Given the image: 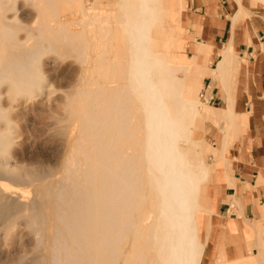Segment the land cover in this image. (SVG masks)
Here are the masks:
<instances>
[{
	"label": "bare ground",
	"instance_id": "1",
	"mask_svg": "<svg viewBox=\"0 0 264 264\" xmlns=\"http://www.w3.org/2000/svg\"><path fill=\"white\" fill-rule=\"evenodd\" d=\"M83 4L0 0V197L16 201L14 218L26 220L37 249L47 248L43 264H200L211 227L209 220L201 235L200 214L211 213L200 203L210 167L191 137L194 118L203 113L186 88L190 65L151 47L168 8L164 0H117L104 8ZM29 8L34 15L27 23L22 18ZM66 10L80 17L62 20ZM50 54L55 62L78 63L70 88L59 91L61 101L52 98L54 78L50 83L42 69ZM230 55L229 46L218 65L220 77ZM24 100L37 106L62 102L67 154L57 178L45 179L46 171L25 170L15 160L13 114L26 111ZM228 108L231 116L230 98ZM20 184L36 192L26 196L29 190ZM15 219H5V231L13 230Z\"/></svg>",
	"mask_w": 264,
	"mask_h": 264
},
{
	"label": "crops",
	"instance_id": "2",
	"mask_svg": "<svg viewBox=\"0 0 264 264\" xmlns=\"http://www.w3.org/2000/svg\"><path fill=\"white\" fill-rule=\"evenodd\" d=\"M187 4L189 11L185 0H164L168 10L161 12V25L169 15L174 20L167 25L176 38L185 39V44L175 41L170 48L177 59L190 63V89L198 95L206 77L208 102L222 105L203 108L199 99L204 117L219 129L216 144H205L203 154L211 150L222 159L208 165L210 181L201 188L200 203L211 211V228L200 264H258L264 255V5L258 0ZM189 23L199 41L186 35ZM229 46L231 61L220 77L218 65ZM179 47L183 52L177 53ZM212 60L214 67L209 66ZM250 251L254 253L249 255Z\"/></svg>",
	"mask_w": 264,
	"mask_h": 264
},
{
	"label": "rangeland",
	"instance_id": "3",
	"mask_svg": "<svg viewBox=\"0 0 264 264\" xmlns=\"http://www.w3.org/2000/svg\"><path fill=\"white\" fill-rule=\"evenodd\" d=\"M116 1L117 0H83V3H84L83 5L87 6L86 4H91V3L95 2L96 5L99 8H104V6L108 5V4H111L110 6H114ZM185 3H186V8L188 10L187 0H185ZM59 8H61V7H59ZM32 9L33 8H29L28 10L25 9V14L23 15L22 19L26 20L27 23L31 22L30 18H32L33 15H34V13H33L34 9L33 10ZM106 10L109 11L110 9L107 8ZM163 12L167 13L166 10L163 11ZM27 14H29V15H27ZM79 17H80V14L77 11H75V10H66L65 12H62L61 16H60V18L62 20H71V19H75V18H79ZM160 17L163 18V14L162 13H161ZM24 18H26V19H24ZM169 20L173 21L174 18L171 19V17L169 15H166V16H164V19H163V24L165 26L161 25V20H160L159 23L156 24L157 28L154 29V31H153V41H152V44H151L152 50H154L156 52H159V53L163 52L164 54H166V56H168V58L170 60H172L176 64L190 65V63L188 61H185V60L182 61L181 59H177L175 57V55H174L175 51H173L172 48H170L171 43L173 44L175 41H177V42L180 41L181 44L182 43L185 44L186 42H185L184 38H180V39L176 38V36L173 34L174 33L173 30H171V28H169V25H167V23H170ZM73 27H75V24L73 25ZM190 27H191V24L189 23L186 26V30H185L186 35L189 36L190 40H192L193 42L199 41V40H197L195 38V35H193V33H192L193 31H191ZM163 32L165 33L164 34L165 38H164V40L161 43H159L158 41H161L162 38H163ZM170 34H172L173 36H170ZM178 50H180V51H178L177 53L183 52V48L182 47L180 49H178ZM60 61L61 60H59L58 62H55L53 60L52 54L46 55L42 59V64H43L42 65V69L45 72V75L47 76L48 81H50V83H52L53 78H54V81H53V83L51 85L52 87H50V88H52L51 89V91H52L51 96H53L52 98H55V101L58 100V98H59L60 101L63 99L62 98L63 93H60V92H63V90L67 91L68 86L69 85L71 86V84L73 83V81L75 79V76H76L75 74H76V70H77V67H78V63L77 62H72V63H74V65H71V62L67 61L66 59L63 62H60ZM215 63H216V61L212 60L210 62V64H209V66L210 67H214ZM53 64H55V65H53ZM56 65H57V67H56ZM53 66H55L56 68L53 67ZM58 68H59V70H58ZM49 69L51 70V72L53 71L52 74H51V72L49 73V71H50ZM188 72H189V70H188ZM179 74H181V73H179ZM60 75L62 76L61 79H60ZM180 76H182V74ZM55 77H57L56 80H55ZM209 80L210 79H207L206 77L204 78V81H203L204 86L201 89H199L198 95L195 94L194 92H191V93L195 94L194 96H197L198 99H200V101L202 102V107L203 108H205V106L222 107L221 104L217 103L218 101H216V103H214V104L211 103V102L210 103L208 102V96L205 95V94H206V91L208 89L207 85L209 84ZM227 82L229 84V79H227ZM70 86H69V88H70ZM186 88L190 90V77H188V76H187ZM61 89H63V90H61ZM54 91H56V92H54ZM55 93H56V95H53ZM6 101H8V100H6V98H5L4 103H6ZM60 101L59 102L57 101L59 106H58L57 102L56 103L55 102H51V103L49 102L50 104L49 103H44L43 105H38L37 106L32 101L26 102V100H24L23 101L24 103L22 102L23 103L22 105L25 104L24 106L27 108V109H25L26 111L21 110V112L13 114V116H14L13 120L15 119L14 122L16 121L15 122V124H16V129H15L16 133L15 134L17 136V140H18V144H19V145H17L18 147L15 148V152H14V154H15L14 157H16L15 160L19 164H20V162H23V163L27 164V165H25V164L21 163L22 165H20L23 168H25V170H34V169L38 168L37 169L38 171H44V172L46 171L45 174H44V172H38L41 177L44 174L45 179H47L48 176H49V178H55V177L57 178V177L60 176L61 169H59V168L61 167L62 160H63L64 156L67 154V149L65 147H63L64 145L62 144L63 143L62 142V137H63L62 134L63 133L61 134V132H62L61 129H62L63 125H64L63 127H65V125L68 123V121L64 120L62 122V120L64 119L63 115H64L65 112L63 110L64 108L62 107V102L60 103ZM54 106L57 109L52 110V109H54ZM50 107H52V108H50ZM200 108H201V106H200ZM39 110H41V111H39ZM56 110L59 113V115L57 114ZM53 111H55V112H53ZM16 112H17V110H16ZM61 115H62V118H61ZM52 116L53 117L55 116L54 119H51V118H53ZM56 117L61 119V120H59L61 122H59L57 120L58 118H56ZM204 118H205L204 115H203L202 118H199V119H198V116H196L194 118V119H197L196 120V127H194V130H193L192 136H191L193 139L198 140L200 142L201 148L203 150L202 154L204 152V147L206 146L205 144H207L209 146H213L214 144H216V135L219 133L218 127L216 125H214V123H212L210 121H207V118H205V119ZM64 122H67V123L64 124ZM203 123H204V125H203ZM59 127H61V128H59ZM201 129H203V130L201 131ZM57 131H58V133H57ZM70 133H72V132H69V134ZM59 134H61V135H59ZM72 136H73V134H71V137ZM201 137H202L203 141L199 140V139H201ZM203 157L205 159V162L209 166L216 165L217 163H219L222 160L217 155V153H214L211 150H206V149H205V153L203 154ZM43 163L45 165H42ZM38 165H41L42 167L41 166H39V167L43 168V170H41V168H39ZM45 166H47L48 168L45 167ZM55 167L58 168V171L56 170L57 168L54 169ZM31 168H33V169H31ZM37 170H34V171L37 172ZM47 170L49 171V173H47L48 172ZM40 173H43V174H40ZM209 181H210V179L209 180L208 179L205 180L202 185L206 184ZM7 183L10 184L11 182L7 181ZM11 185H15L16 186L17 184L11 183ZM20 185H23L25 187V189L27 187V190H29V192L30 191L32 192V193L31 192L30 193L29 192L25 193L26 196H29L31 194L33 196L34 193L36 192V191H34V189L30 190L31 187H29V186H31V185H29V184H25V185L24 184H20ZM20 185H18V186H20ZM23 186H21V187H23ZM2 201L4 202L3 205H5V208L8 207V210L7 209L3 210V208H2L3 206L0 208V210H1L0 211V231H1L0 232V264H40V263L43 264V263H45L47 261V259H46L47 248L40 247L43 250L37 249L35 247L33 231H31L32 229L29 228V226L27 227V223H25L26 220L24 218L20 219L21 217L19 219H18V217L17 218L15 217L16 219L14 218V216L17 213H19L18 211L20 210L18 207H16L18 205L16 203V201H14L15 202L14 203L12 199H9V198L5 197V200H4V198L2 200V197H0V202H2ZM15 204H16V206H15ZM1 205H2V203H0V206ZM11 205H13V206H11ZM10 208L12 209V211H14L15 209L16 210L14 212H12V211H10L11 210ZM5 211H6L7 214L9 213L8 215L5 214L6 217L4 215ZM1 214H2V216H1ZM12 215H13V218L15 219V226H14L12 231L10 230L8 232L7 230L6 231L4 230L5 229L4 226L6 224L5 223V219L7 218V220H6L7 222L9 220H14L12 218ZM7 216H9V217H7ZM210 218H211V215L208 212H204V213L200 214L201 235L206 233V230L208 229V222H209ZM1 220L4 223H2ZM16 221L18 222L17 224H16ZM2 231L4 232V234H3ZM3 238H5V239L7 238V239L5 240ZM28 243H29V245H27ZM31 250H34V251H31ZM253 253H254L253 251H250L249 255H252ZM31 258H34L33 260H35V261H33ZM36 258H38V259H36ZM43 259H44V262H43ZM218 264H233V263H225L223 261L222 263L219 262Z\"/></svg>",
	"mask_w": 264,
	"mask_h": 264
}]
</instances>
